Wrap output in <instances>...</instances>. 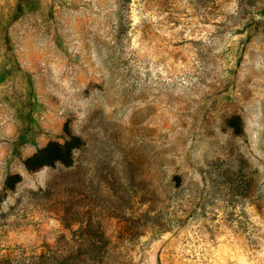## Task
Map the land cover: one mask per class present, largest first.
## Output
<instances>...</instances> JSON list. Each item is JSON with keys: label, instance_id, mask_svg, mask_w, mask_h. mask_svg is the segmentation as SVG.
I'll return each mask as SVG.
<instances>
[{"label": "rangeland", "instance_id": "obj_1", "mask_svg": "<svg viewBox=\"0 0 264 264\" xmlns=\"http://www.w3.org/2000/svg\"><path fill=\"white\" fill-rule=\"evenodd\" d=\"M0 264H264V0H0Z\"/></svg>", "mask_w": 264, "mask_h": 264}, {"label": "trees", "instance_id": "obj_2", "mask_svg": "<svg viewBox=\"0 0 264 264\" xmlns=\"http://www.w3.org/2000/svg\"><path fill=\"white\" fill-rule=\"evenodd\" d=\"M71 146H60L58 144L52 143L49 144V146H47L45 149L39 151L38 153H36L33 157H30L26 160V166L29 169H32L33 167H37L43 164H48L54 161H62L65 157V155H67V153L69 152ZM48 151L49 154H47L43 159L40 158V155L42 156L43 152ZM41 159V160H39ZM32 160H38V162H36V166L35 165H31L30 161Z\"/></svg>", "mask_w": 264, "mask_h": 264}]
</instances>
